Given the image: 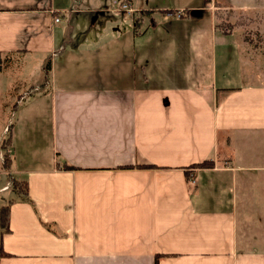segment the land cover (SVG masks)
<instances>
[{
  "label": "crops",
  "instance_id": "1",
  "mask_svg": "<svg viewBox=\"0 0 264 264\" xmlns=\"http://www.w3.org/2000/svg\"><path fill=\"white\" fill-rule=\"evenodd\" d=\"M221 11L264 0H0L1 59L49 63L2 141L0 264H264L238 227L264 69Z\"/></svg>",
  "mask_w": 264,
  "mask_h": 264
},
{
  "label": "rangeland",
  "instance_id": "2",
  "mask_svg": "<svg viewBox=\"0 0 264 264\" xmlns=\"http://www.w3.org/2000/svg\"><path fill=\"white\" fill-rule=\"evenodd\" d=\"M216 21V27L219 33L230 35L233 33L234 37L241 40L242 43L244 42V45L257 50V54L259 55V68L263 70L264 12L240 13L239 11H221L216 17ZM89 33L91 35L93 32L90 31ZM73 34H76L75 30ZM29 58L11 57L7 62H3V72L2 74L0 73V162L3 161L4 166L8 163L7 157L9 154L2 147V141L4 146H6L7 143L4 142V139L7 137V130L13 126L17 116L15 109L17 105L22 106L33 99V97L28 99L31 94L35 96L43 94V92L39 93L43 89V86L38 87V85L39 83H43L47 78L48 70L44 69V71L42 69V63L36 59L32 63V59L34 58L32 56H29ZM45 66L46 64L44 68ZM23 80L29 81L21 85L20 82ZM18 83L20 84L19 87L23 89L16 88ZM18 89L20 90L19 96H22L21 101L19 97H16ZM42 145V150H45L44 144ZM42 150L40 151L42 152ZM262 156L264 157V155ZM10 157L12 159V155ZM259 163L260 165L263 164L264 160L261 162L259 159ZM248 174L246 178H242V176L241 178L242 180L245 179L244 181H249V184H253V187H248L246 201L240 200L241 202L238 203V227L240 230L243 229L246 238L250 237V242L253 243V246L264 251V171L259 169L251 171Z\"/></svg>",
  "mask_w": 264,
  "mask_h": 264
},
{
  "label": "trees",
  "instance_id": "3",
  "mask_svg": "<svg viewBox=\"0 0 264 264\" xmlns=\"http://www.w3.org/2000/svg\"><path fill=\"white\" fill-rule=\"evenodd\" d=\"M169 13H171V12H169ZM4 61L5 60L1 59V57H0V71L2 70V65H3ZM44 69L45 70H49V63L46 64ZM18 97H19L20 100L22 99L21 95L18 96ZM9 140H10V133H7V137H6V139H4V142H8ZM5 166H7V165H5ZM192 167L193 168H200V169L212 168L213 167V163H212V161L206 160V161H203L201 163L195 164ZM139 168H150V167H139ZM187 179H189L188 176H187ZM10 183L13 186V188L16 189V191L18 193H20V192L23 193V194L27 193V185H26V183H20L19 184L18 182H16L13 179L10 180ZM8 210H9V205L8 204L6 206L0 208V229H2L1 232H0V235H1V233L9 232V229H8V226H7L8 219H9ZM5 256H6V254L1 252V243H0V258L1 257H5Z\"/></svg>",
  "mask_w": 264,
  "mask_h": 264
},
{
  "label": "built area",
  "instance_id": "4",
  "mask_svg": "<svg viewBox=\"0 0 264 264\" xmlns=\"http://www.w3.org/2000/svg\"><path fill=\"white\" fill-rule=\"evenodd\" d=\"M121 9L127 14V15H130L132 13V10L128 8V6L126 4L122 5L121 6ZM178 17L180 16V13L178 12ZM59 19L56 18V22H58Z\"/></svg>",
  "mask_w": 264,
  "mask_h": 264
}]
</instances>
